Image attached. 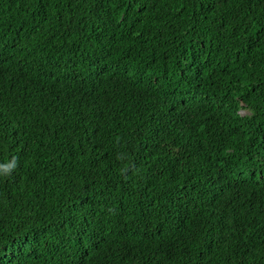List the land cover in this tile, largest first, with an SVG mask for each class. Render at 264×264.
I'll return each mask as SVG.
<instances>
[{"label": "trees", "instance_id": "obj_1", "mask_svg": "<svg viewBox=\"0 0 264 264\" xmlns=\"http://www.w3.org/2000/svg\"><path fill=\"white\" fill-rule=\"evenodd\" d=\"M0 264H264V0H0Z\"/></svg>", "mask_w": 264, "mask_h": 264}, {"label": "rangeland", "instance_id": "obj_2", "mask_svg": "<svg viewBox=\"0 0 264 264\" xmlns=\"http://www.w3.org/2000/svg\"><path fill=\"white\" fill-rule=\"evenodd\" d=\"M245 112H247V110L246 111H243V113H245Z\"/></svg>", "mask_w": 264, "mask_h": 264}]
</instances>
